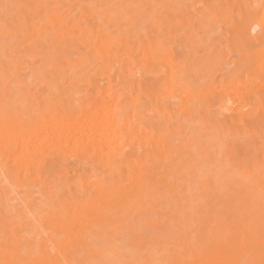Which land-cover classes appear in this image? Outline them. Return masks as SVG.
Instances as JSON below:
<instances>
[{"label": "bare ground", "instance_id": "bare-ground-1", "mask_svg": "<svg viewBox=\"0 0 264 264\" xmlns=\"http://www.w3.org/2000/svg\"><path fill=\"white\" fill-rule=\"evenodd\" d=\"M0 264H264V0H0Z\"/></svg>", "mask_w": 264, "mask_h": 264}]
</instances>
